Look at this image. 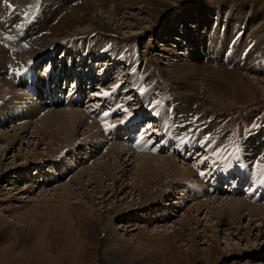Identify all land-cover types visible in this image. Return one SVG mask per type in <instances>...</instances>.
I'll return each instance as SVG.
<instances>
[{"label":"rangeland","instance_id":"374dc122","mask_svg":"<svg viewBox=\"0 0 264 264\" xmlns=\"http://www.w3.org/2000/svg\"><path fill=\"white\" fill-rule=\"evenodd\" d=\"M14 2L15 5L8 11L6 10V14L3 13L2 17L0 16V29L4 27L2 32H14L17 24H20L17 31L21 32L22 36L29 34L28 36L32 35L33 39L36 40L47 37L50 41L56 42L55 46L62 41H69L70 47L76 45V48H79L78 51H74L75 56L69 60L74 59L75 64L79 63L81 68L87 69L89 72L91 66H94V63L97 64L96 67L99 72L94 77L98 79L100 75L103 80L100 83L99 80L96 81L98 82L96 88L88 91V93H93L84 96L83 105H87L84 110L78 107L66 110L63 107L47 109L37 106L33 101L34 99L27 97L22 88L32 82L39 84L40 76L38 73L31 74V72H27L25 77L12 82L13 84L11 83L10 87L1 85L2 82L0 81V209H2L4 217L12 222V224L5 223L0 217V264H264V228L256 227L258 223H255L257 220L254 219L258 217H251L253 224L250 226V230H247L249 216L231 223L226 218V214L217 209L219 205L215 203L234 197V192L241 199H245L248 187L242 193H239L234 184L229 187L230 191L228 193L223 194L224 191H220V189H217L216 184L210 182L212 176L221 185L219 178L221 177L222 183H224L226 177L233 178L234 175L233 177L226 175L232 170L237 176L242 177L243 173L254 175L253 171L248 170L255 168L254 166L257 164L264 168V67L259 64L260 60V63L264 65V58L263 60L260 59V56H264V32L262 31L264 29V0H97L99 7L96 6V0H14ZM209 6H215L220 10L221 19L237 14L240 19L242 18L243 23L248 25V46L251 48L250 52H253V64L258 68L257 73L249 74L236 66L215 65L212 63L194 64V68L200 72L195 75L181 74L179 77H175L171 74L168 76L169 74L163 72L166 67L164 63L167 62L164 58L171 57L174 51V47H171V45H175L176 50L180 51V54H184L180 56L181 59L189 58L191 61L188 53L192 48L181 45L174 38L180 40V36L183 33L185 34L182 28L184 24L187 27L197 24L199 27L197 33L198 36H201L204 32L203 20L205 19L204 16L200 15L199 9ZM97 10L100 11L103 18V27L94 26L89 41L90 46L87 44L89 49H94L93 52L91 51L92 57H86L82 61L84 50L81 51L80 48H85V42L91 33H88L89 31H77L74 34L73 32L76 29L82 30L87 27L91 22V14L97 12ZM194 10L195 14L193 13ZM24 13L27 15H24ZM110 13L113 20L109 19ZM183 21L186 23H183ZM169 27H177L178 33L171 32V35H168L166 31ZM187 34H190L189 30ZM178 35L180 36L178 37ZM235 37H237V42L241 38L245 39L243 35ZM164 39L169 40V43H167L169 45H163ZM184 41L185 39L183 43ZM5 44L8 45L10 52L5 51L0 46L1 73H10L13 68H15L14 70H22L30 64L39 71L44 72L48 68L47 64L56 63V50L54 49L55 56L51 58L54 63L52 61L46 64L43 62L45 55L51 57L52 51H50L20 69L18 56L19 58L22 56L19 55L18 50L13 49L15 44L12 46L7 40ZM65 46L66 44L61 46L64 47V56L66 52L68 53ZM109 49H113L116 53H111V58L107 57L108 54H105ZM39 51L40 49L33 50L35 53ZM113 55L116 57H113ZM139 55L143 57L144 62H140ZM120 57H123L124 64L115 63V59ZM106 60L109 70L99 67L102 63L106 64ZM67 61L63 57L56 65L60 67ZM34 63L36 64L34 65ZM120 66L121 68H119ZM72 67L70 73H77L78 70L72 69ZM135 69L137 73L134 71ZM121 70L125 72L124 74L128 72L131 75V80L128 81L123 74L120 77H115V74H121L119 73ZM202 73L208 75L206 82L200 84L195 79L201 77ZM63 74L67 75V72H63ZM144 74H148V78L149 74L154 75L153 81H148ZM134 75L136 76L135 80L132 79ZM254 77L259 80L258 83L257 80H254ZM59 78L60 75L56 80L49 78L52 89H55L54 84L58 82ZM61 78L63 79V76ZM84 79H87V75L84 76ZM240 79L243 80V83H246H240ZM26 82L28 83L25 84ZM249 84L252 85L255 91L256 98L253 99L254 101L243 90L244 86ZM155 85L156 87L158 85V89L152 92ZM111 87L113 88L112 93L118 90L116 92L117 98L115 95L110 96L111 93H109L104 101L99 99L98 96H101L102 89L109 90ZM140 87L144 89L143 94L138 91V89H141ZM73 90L76 91L74 97V103H76L80 100L79 93L84 89L82 91ZM35 91L36 94L39 92L41 94L42 91L36 88L33 90L35 98L41 99L42 97L36 96ZM14 94L19 96L20 99H14L12 97ZM109 97H114V99ZM12 103L16 105L26 103L28 107H23L19 112L20 107L9 105ZM172 103L176 104L174 106V115L176 114L174 116L176 120L174 122L175 132L172 128L168 145L162 144L161 147H165L169 151L173 150L174 155L167 150L165 153L161 152L160 154L149 151L138 152L130 141L123 137L119 138L121 135L118 132L119 128L122 130H125V128L134 129L132 123L127 124L124 115L131 118V115L136 114L135 122H138L140 115L145 113L141 116L142 119L150 115L155 120L162 121L161 116L166 117L163 113L159 116L163 105H169V108H171ZM97 105L104 106L100 108ZM111 105H115L116 109ZM29 107L30 111L28 110ZM43 110L47 111L42 116H38ZM54 110L83 113L88 120L95 122V133H87L88 131L84 125H75V131L71 130L73 134L69 130L70 135L73 136V144L68 149H62V151L60 150L55 155L50 156L48 162H39L38 166L40 168L29 162L24 169L23 160L26 156H29L28 161H31L32 150L36 148L35 142L28 139L30 137L28 132L32 131L30 128L33 126V121H39ZM166 110L167 107H164V111ZM85 111H89L90 114ZM100 112L103 113L101 118L109 115L108 113H115L114 120L108 122L107 119L104 121V125L115 127V130L109 135L102 132L101 127L93 117L94 114ZM167 112L170 116V109ZM163 122L168 121L163 120ZM26 123L30 127L27 128L28 131L24 134H20L26 139L23 144L21 141H17L7 148L8 144L2 136L9 135V141H11L13 133L16 132L12 129H17V127L22 126V124L26 125ZM150 124L153 131H144L141 138L147 136L148 133V137L153 139L156 137L159 143L165 138V127L162 126L161 131L158 130L161 124ZM189 124L196 128V132L184 139H177L178 134L181 135L180 137L183 136L180 126L183 127ZM54 129L56 128L54 127ZM198 133L199 135H196ZM219 134L220 137H218ZM62 136L63 133L59 135L60 138ZM247 137L250 138L244 143L243 139ZM57 143V140H50V144L55 145L53 148L59 147ZM120 144L121 147H124L123 151H126L122 152L120 158H118L113 153L114 150H110L112 149L110 146ZM43 146L40 145L38 149L36 148V152L41 155L39 159L43 158L45 161L43 156L45 151L42 149L45 146ZM258 146L262 147V149H259L260 151L257 149ZM184 148L193 154L189 155L186 152L189 156L186 160L181 158L182 150L185 152ZM113 149L121 151V148L119 150H117L118 148ZM107 151H109V154ZM197 151H203L204 154L201 155L200 153L196 156ZM132 153L138 155V157H131ZM246 153L249 154V157L245 161H248L251 167L247 162H244L243 155ZM142 154H150V156L157 158L160 156L173 158L177 163L176 166L189 168L195 175L191 179L181 181L176 176L175 171L169 168L166 172L171 173L170 175L174 179L171 182L169 181V186L163 178H158L157 172L153 173L155 178L153 190L156 192V197L153 201L142 204L139 199L137 200L139 196L137 197L134 194V196L128 197V189L124 188L126 194H121L122 189L118 188L122 181L125 182L124 185L133 183L134 176H131V173L136 171L137 158ZM203 156L208 157V159ZM190 157H194V159L190 160ZM253 158L254 160H252ZM97 161L103 162V164L108 163L107 167L111 172L109 174L114 175L115 180L119 182L116 181V184H113L111 180H108L109 176L104 170L100 171L101 173L104 172L101 175V178L104 179L102 183L95 184L87 176L84 177L82 186L70 181L75 173L86 167H93L92 165ZM231 161V165L226 166ZM241 161L244 162L247 168V171L243 173L237 169ZM158 164L156 161L152 162V166ZM198 166L201 167V171H199L200 167ZM41 167L46 170L43 175L46 178L50 177L48 182H52V179H54L59 181L58 184L67 183V187L73 188L74 192H69L68 201L66 202L72 205L75 229L68 228L65 219L61 216H47L42 210L35 215L34 227L30 228V223L27 221L23 225H15L19 222L16 213L21 212L19 207L21 204H18L16 199L26 197L24 187L25 184H29L25 182H30L29 176H31V173L32 178H35L38 170L42 169ZM49 169L50 172L46 173ZM121 169L129 172L122 170L123 174L126 175L123 178H121L122 174L119 172ZM195 169L199 172H206L208 176L205 178V174L197 175ZM9 174L14 177L7 181ZM260 175L261 173L257 176ZM196 177L205 178L206 180L210 177L208 181L211 183V193H208L210 190L207 185L201 182L197 184ZM245 179L246 176L244 179L242 177L240 181ZM262 181H259V186L263 185ZM32 183V185L35 184ZM174 183L182 190L181 197L173 195L174 188H176ZM245 183L248 185L246 180ZM101 191L102 193H99ZM201 191L203 195H201ZM252 192L255 194V191ZM36 193L38 191L34 192V194ZM111 194L113 195L111 196ZM262 194L261 196L264 197ZM102 195L105 196L103 199L98 198ZM197 195L200 197L196 198ZM177 197H180V199H175ZM173 200H178L179 205L183 204L184 207L181 210L199 204V212L192 213L198 221V225L189 226L186 224L179 230L178 226H174L171 222L172 220H174V223L179 221L182 217L180 213L177 214L178 216L175 219H170L167 225H165V222L153 224V221H150L149 214H146L148 219L145 217L146 219L143 221L136 216L141 212L140 210L151 211L154 207L159 208L161 206H165L166 209L169 208L172 211L178 205H175ZM102 201L103 203L100 204ZM208 201L209 207L206 204ZM261 203H264V200L261 199ZM128 205H132L131 208H133L131 210L134 215H131V218L126 207ZM52 207L50 206V208ZM90 211L92 215L88 216L85 212ZM216 213L218 217H216ZM244 215H246V212H244ZM171 216L173 215L171 214ZM219 217L220 222H218ZM44 225L47 226L45 231L41 229ZM103 225L105 228H103ZM237 227H240L238 231L236 230ZM76 229L80 240H78ZM173 232L174 234H172ZM118 235L122 237L120 238ZM40 236H44L43 244H38ZM65 238L66 241H64Z\"/></svg>","mask_w":264,"mask_h":264},{"label":"bare ground","instance_id":"6f19581e","mask_svg":"<svg viewBox=\"0 0 264 264\" xmlns=\"http://www.w3.org/2000/svg\"><path fill=\"white\" fill-rule=\"evenodd\" d=\"M156 1H160V0H156ZM9 3H11L12 5H15L14 0L13 1L0 0V16L3 13L6 14V10L8 11L10 9L7 6ZM16 3H17V1H16ZM96 4H97V0H96ZM96 6L99 7L98 4ZM199 11L201 13L200 15L204 16V19H205V20H203L205 30H204V32H202L201 36H198L197 31H198L199 27L197 24H194V25L189 26V27H187L184 24L182 26V28H183V32H185V34L183 33L181 36L178 35V37L180 36V38H179L180 40H178L177 38H174V36L172 35L173 38L176 40V42H180L181 45L190 46L192 48L190 50V52L188 53V55H190V57H191V61L189 58H186V59L182 58L181 59L180 56L181 55L183 56L184 54L183 53L180 54V51L176 50V46L171 45V47H174L173 48L174 51L172 52L171 57L164 58V60L167 62L164 63V64H166V67L164 68L163 72L165 74H169L168 76H170V74H171L172 76H175V77H179L181 74H185V75L193 74V75H195V74H198L200 72H198L197 69L194 68V64L205 65L208 63H212L215 65L220 64L223 66H228V65L229 66L232 65L234 67L236 66V67L241 68L242 70L246 71V73H249V74L257 73L258 68H256L255 64H253V58H254L253 52L252 51L250 52L251 48L248 46V43H249L248 42L249 41L248 36H247L248 25L246 23H243L242 18L240 19L237 14H232V15H230V17H227L225 19H221V15L219 12L220 10L218 8H215V6L214 7L209 6L207 8L205 7L204 9H203V7H201L199 9ZM193 13L194 14L196 13L195 10L193 11ZM109 19L113 20L111 13L109 14ZM183 23H186V22L183 21ZM174 24H176V23H174ZM95 25H97V27H103V18L101 17L99 10H97V12H94L93 14H91V22L87 27H85L82 30L76 29L73 33L76 34L77 31H79V32L89 31L88 33H91L92 30L95 28L94 27ZM1 28H4V27H1ZM225 29H226V31H225ZM188 30H189L190 34H187ZM262 31L264 32V29ZM166 32H168V35H171V32L172 33L175 32V34H176V33H178V28L177 27H174V28L169 27ZM138 33H141V32H138ZM92 34L93 33H91L89 35V38H87V40L85 42L86 46H85V50L83 52L84 58L82 59V61L84 59H86V57H90L92 55L93 50H94V49L91 50L88 48V45L90 46L89 41L92 37ZM236 34L238 35V37L240 35H243V37L245 39L241 38V40H239L237 42V37H235V36H237ZM15 35H17V34H15ZM28 35L29 34L24 35L22 37L23 39L20 41L19 44L15 42V40H14L15 36L13 37L10 35L7 39L4 38L3 35H2V37L0 36V40L2 39V41H4V42L7 40V42H10V44L12 46H13V44H15V47L13 49L15 51L18 50L17 52L19 53V55L22 56L21 58H19V56H18V59L20 60V66H19L20 69L22 67H25L26 64L38 59L40 56H42L43 54L48 53L50 51H52L50 58L55 56V54H54L55 50L53 47L55 46L56 42L50 41L49 39H47V37H44V38L42 37L41 40H36V39H33L32 35L31 36H28ZM175 37H176V35H175ZM184 39H185V41L183 43ZM168 41H169L168 39H164L163 45H166L167 43H169ZM167 45H169V44H167ZM162 48H164V47H162ZM34 49L35 50L40 49V51L38 53H35V52H33ZM71 49H72L71 52L78 51V50H75L74 45L71 46ZM88 50L90 51L89 53L86 52ZM162 51H164V50H162ZM111 53L116 54V53H114L113 49H109L108 51H106L105 54H108L107 57L111 58L110 57ZM66 54H67V52H66ZM114 56L115 55H113V57ZM112 60H113V58H112ZM72 61H74V59L68 60L67 62H64L58 68H54L56 63L55 64H47L48 68H46V67L45 68L49 69L51 67L50 71H53V73L55 74V75H52V79L54 78V80H56V79H58V77L60 75L59 80L60 79L63 80L64 78L63 79L61 78L63 76V77H65L66 85H68L69 84L68 82H70V80H72L73 78L76 77L75 72L70 73V71H71L70 68L73 66ZM38 62H40V61H38ZM115 63H117V64L124 63L123 57L115 59ZM35 64L36 63H34V65ZM91 65H93V64H91ZM96 65L94 63V66H91L90 73H92L93 76H95L99 72V70H97ZM139 68H141V67L139 66ZM14 69L15 68L11 69V71H13L12 74L0 72V76H1L0 81L2 82L1 85H4L5 87H8V86L10 87V84L13 82L11 77L14 78L16 73H18L20 71L19 69L18 70L17 69L14 70ZM63 72H67V75L63 74ZM202 74L203 75H201V77H198L195 79V80H197V82L199 81L200 84H203L204 82H206V78L208 75L207 73H202ZM147 75L148 74H146V75L144 74V76H146V79L148 81H153L154 75L149 74V78ZM7 76H8V78H10L11 81L7 79ZM98 80L100 83V81L103 80L102 76L99 75V78L97 79V81ZM254 80H257V79L255 78ZM47 82L49 84V77H48V81H46V83ZM239 82L242 84L246 83V82L243 83L242 79H240ZM258 82H259V80H257V83ZM79 87H80V84L77 86V90H79V91L82 90V84H81V87L80 88ZM72 88L75 89L73 86H72ZM154 88L152 89V92H153V90L158 89V85H157V87L155 85ZM243 90L246 92L247 96H249V98H252V101H254L253 99L256 98V95H255V91L253 90L252 85L251 84L245 85ZM112 91H113L112 87L109 90H103L102 89L101 96H98V97H100L99 99L104 101L106 99L105 97H107L109 93H112ZM138 91H140V90L138 89ZM34 93L36 94V91ZM36 96L41 97L40 92L37 93ZM12 97L14 99L19 98V96L15 95V94ZM86 97H88V96H86ZM90 100H91V98H90ZM99 102H100V100H99ZM214 104L217 105L216 103H214ZM9 105H12L13 107L19 106L20 107L19 112L23 109V107H28L26 103H22L21 105H23V106H21L19 104L16 105L15 103H12ZM29 109H30V107L28 108V110ZM85 112L90 114L89 111H85ZM81 115H84V114L81 112H78V111L62 112L60 110H54V111L49 112L46 116L41 118L39 121H35V122L33 121V124L31 123L33 126H32V128H30V129H32V131L28 132L29 133L28 136H30L28 139H32L35 142L34 145L36 146L37 149L40 145L45 146V148H42L45 151L43 154V156L45 157V161L43 158L39 159V157L41 158V155L36 152V150H37L36 148H34V149L32 148L33 149L32 153H31L32 157L30 158L31 161H28L29 156H26V158L23 160L24 165H25V166L23 165L24 169L27 166V164H29V162L34 163L36 167L40 168L38 166L39 162H48V161H50V159H48L50 156L55 155L60 150L62 151V149H68L69 146L71 144H73V136L70 135V132H71V130L75 131V129H76L75 125L76 126L84 125L86 127V130L88 131L87 133H95V129H96L95 122L92 120H88L85 115L84 116H81ZM27 124L28 123H26V125L22 124V126L17 127V129L16 128L12 129L16 132L13 133L11 141H9V138H10L9 135L6 134L5 136H2L5 138L6 143L8 144L7 148L12 146L14 144V142H17V141H21L23 144L24 140H26V139L24 137H22L20 134H24L26 131H28L27 128H29L30 126H28ZM54 127L56 129H54ZM180 128H181V133L183 134V136L180 137L181 135L178 134L177 139H184L186 136L194 134L196 132V128L190 124L185 125L183 127L180 126ZM69 130H70V132H69ZM158 130L162 131V126H159ZM177 132L180 133L179 130H177ZM7 133H9V132H7ZM62 133H63V136L60 138L59 135H61ZM71 134H73V132H71ZM148 135L149 134L147 133V136ZM196 135H199V133ZM218 137H220V134L218 135ZM49 139L50 140L51 139L57 140L58 141L57 145L59 144V147L53 148V146H55V145L50 144ZM47 140H49V141H47ZM112 146H115V147H112ZM112 146H110L112 148L110 150H114L113 153H115L116 156H118V158H120L122 152L126 151V150L123 151L124 147H121V144L120 145H112ZM113 148H118L117 150H119V148H121V151L120 152L115 151V149H113ZM257 149L258 150L262 149V147L258 146ZM107 152L109 154V151H107ZM110 153H111V151H110ZM132 154L130 155L131 157H133V156L138 157V155L136 156V155H134V154L132 155ZM135 154H137V153H135ZM202 154H203V151L201 152V155ZM18 155H20V154H18ZM248 157H249L248 153L243 155L244 162L245 163L247 162V164H249V166H250V163L248 161H245V160H247L246 158H248ZM207 158L208 157H205V159H207ZM137 159H138L137 169L135 172L131 173V176H134L133 183L130 185H128V184L124 185L123 183H125V182L120 181L121 185L118 188L122 189L121 194H126L124 192V188L128 189L129 190L128 191V193H129L128 197H131V195L134 196V194H136L137 197L139 196L137 198V200L139 199L142 204L148 203L151 200L153 201L156 197V192H154V190H153L154 189L153 181L155 179L153 173L157 172V176H159L158 178H160V179L163 178L164 181L166 182V184L168 183L169 186H170L169 181L171 182L174 180L173 177L170 175L171 173L166 172L169 168L171 170L175 171L176 176L179 177L181 179V181H186L188 179H191L195 175V173H193L189 168L186 169V168L176 166L177 165L176 161L170 157L160 156L159 158H157V157L150 156V154H148V155L142 154V156H140ZM252 160H254V158ZM127 161H129V160H127ZM154 161L158 162L159 164L156 166L155 165L152 166V162H154ZM231 163H232V161L229 164L227 163L226 166L231 165ZM102 164H103V162L97 161L94 164L95 166L92 165L93 167H89V168L83 167L84 169H81V171L75 173L70 178V181H74V182H76V184L82 186L84 183L83 179L85 176H87V178L92 179L95 184L102 183V181H104V179L101 178V175H102V173L105 172L107 174V176H109L108 180H111L113 184H116L117 180H115L116 179L115 176L112 174L111 175L109 174L111 172H110V169H108V167H107L108 163H104L103 165ZM126 167H128V165H126ZM254 167L255 168H251L248 170L250 172L253 171L254 175H252L250 173H243L242 174L243 179L246 176L245 180H246V182H248V189L247 190L250 189L249 191H247V193H246L247 197L245 199L244 198L241 199L238 196V194H236V192H234V197L228 198V199L226 198L227 199V200L225 199L226 201L223 200L221 202H215L219 205L217 209L222 211L221 213L224 212L226 214V218H228V221H230L231 223H232V221L236 222L240 219H244L245 216L246 217L249 216L250 219L247 220L249 222L247 230H250V226H252V224H253V220L251 219V217H253V218L258 217L257 219H254V220H257V222H255V223H258V225L256 227H259L260 229L264 228V203H261V199L264 200L263 199L264 197H262L261 199H258V197H256V196H261V193H263L262 195H264V186H263L264 180L263 181L261 180L262 178L264 179V168L262 166H259L258 164L255 165ZM41 168L44 169L43 167H41ZM50 169L46 173H49ZM92 170H93V172H91ZM103 170H104V172L101 173L100 171H103ZM122 170H124V169H121L119 171L122 174L121 178L126 176L125 174H123ZM40 171H41V169L38 170L37 176H35V178H32V173L30 174L31 176H29V177L31 179L30 180L31 183L25 182V183L29 184V185L25 184V187H24V189H25L24 194H26V197L20 198L21 200L16 199L17 200L16 202L18 204H21V206H19L21 212L19 214L16 213V217L19 218V222H17L16 224L14 223V224L17 226H20V224L23 225V223L25 221H27L30 223L29 224L30 228H32L35 226V219H36L35 215L42 210V212H44L45 215H47V216H51V215L61 216L63 219H65L64 221H66L68 228H70V229L74 228L75 229L74 219H73V215H72V205L69 204L68 202H66V201H68L69 192L70 193L74 192L73 188L67 187V183L58 184V182H59L58 180L57 181L53 180L52 182H48V183L44 184L46 177L44 176L45 178L42 180L38 175L40 173ZM45 171L46 170L44 169L43 174L45 173ZM124 172H128V170L127 171L124 170ZM260 173H261V175L257 176ZM262 173H263V175H262ZM248 174H250L251 178L247 177ZM12 177H14V176L10 175V176H8V178L6 180L7 181L10 180ZM25 177L27 178L28 176H25ZM59 177H60V174H59ZM242 177H239V178L241 179ZM259 181H262L263 185L261 184L259 186ZM32 182H34L35 184L32 185L33 184ZM117 182H119V181H117ZM176 183H174L176 188H174V194L173 195L180 196L182 194V192H181L182 190L180 189V187L177 186ZM90 184H92V182H90ZM161 184H164V183H161ZM88 186H90V185H88ZM34 188H36V189L34 190ZM253 188H255V194L256 195L254 194V196L253 195L250 196V193L253 191ZM36 191H38V193L34 194V192H36ZM99 193H102V191ZM112 195L113 194H111V196ZM103 197H105V196L102 195L101 197H98V198L103 199ZM180 197H177L175 199H178V198L180 199ZM215 200H219V199H215ZM173 201H175L174 202L175 205L178 204V200H173ZM102 203H103V201L100 204H102ZM198 203H200V202H198ZM204 203H206V202H204ZM208 203H209V201L206 203L208 205L207 207H209ZM159 205H160V203H159ZM255 205H258V206H255ZM50 206H53V207L50 208ZM131 206L132 205L126 206L130 212V214H129L130 218H131V215H134V213H132L131 209H133V208H131ZM172 207H174V205H172ZM183 207H184L183 204H180V205L178 204L176 207H174V210H172V211L169 208L166 209L165 206L164 207L161 206L159 208L154 207L153 209H151V211L150 210H140L141 212H139L136 216L139 219H141V221H143L146 219L145 217H147V219H148V215H146V214H149L150 218H151L150 221L152 220L153 224L154 223L156 224V222L157 223L158 222L159 223L165 222V225H167L168 222H170V219H172V218L175 219L178 216L177 214L180 213V215L182 217L181 216H179V217H181V219L175 223H174V220H172V222H171V223H173L174 226H178L179 230H181L184 227V225H186V224L189 226L198 225V221L195 219V217L192 215V213L193 212L198 213L200 205L198 204L195 207H193V206L187 207V208L181 210V208H183ZM218 210H217V213H218ZM169 211H171V212L169 213ZM166 212H167V214H166ZM244 212H246V215H244ZM85 213L88 216L92 215L91 211L85 212ZM171 214L173 216H171ZM0 217L3 219V221L5 223L12 224L11 221H9L8 219H6L4 217L2 209H0ZM216 217H218V214ZM220 220L221 219L219 217L218 222H220ZM15 225H13V226H15ZM221 225H223V224H221ZM141 227H144V226H141ZM241 227H243V226H241ZM46 228H47L46 225L41 227V229H43V231H45ZM103 228H105L104 225H103ZM239 229H240V227L236 228L237 231ZM259 231H261V230H259ZM76 234H77L78 240H80L79 239V233H78L77 229H76ZM172 234H174V232ZM118 237L121 238L122 236L118 235ZM43 240H44V236H40V238L38 240V244H43V242H44ZM64 241H66V238L64 239Z\"/></svg>","mask_w":264,"mask_h":264},{"label":"snow or ice","instance_id":"6c2138e0","mask_svg":"<svg viewBox=\"0 0 264 264\" xmlns=\"http://www.w3.org/2000/svg\"><path fill=\"white\" fill-rule=\"evenodd\" d=\"M8 6V8H12L13 7V5L12 4H8L7 5ZM140 91H141V94H143V92H144V89L143 88H141L140 89ZM109 127V125H105V130H107V128ZM201 175H204V173L203 172H201Z\"/></svg>","mask_w":264,"mask_h":264}]
</instances>
